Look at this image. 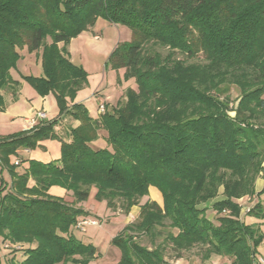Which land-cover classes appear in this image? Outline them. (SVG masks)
Masks as SVG:
<instances>
[{"label":"trees","instance_id":"16d2710c","mask_svg":"<svg viewBox=\"0 0 264 264\" xmlns=\"http://www.w3.org/2000/svg\"><path fill=\"white\" fill-rule=\"evenodd\" d=\"M98 17L128 28L130 39L116 44L106 66L122 68L135 87L92 118L75 101L87 73L67 46ZM24 48L40 52L41 74L21 78L38 95H53L58 116L0 135V165L11 175L0 184V243L23 245L20 260L4 262L0 253V264H90L96 247L72 227L87 218L76 204L92 189L109 208L137 206V218L112 240L121 255L111 264H167L165 245L148 249L134 239L156 237L166 219L177 229L164 238L176 256L198 246L204 258L255 264L264 239V184L254 188L264 179V0H0L1 108ZM62 115L79 122L66 139L54 129ZM99 130L103 147L91 144ZM44 139L60 142L59 158L15 171L9 155ZM51 186L71 198L50 194ZM151 188L161 204H139ZM246 197L252 202H241Z\"/></svg>","mask_w":264,"mask_h":264},{"label":"rangeland","instance_id":"374dc122","mask_svg":"<svg viewBox=\"0 0 264 264\" xmlns=\"http://www.w3.org/2000/svg\"><path fill=\"white\" fill-rule=\"evenodd\" d=\"M95 34L98 35L96 36L97 38L94 37ZM129 39L130 32L127 27L114 24L102 17H98L94 21L92 27L82 30L76 36L71 38L67 47L69 59L72 63L82 66L88 76V81L85 85L86 87H84L78 95L79 98L84 100L88 107L92 108L97 105V101L92 95L93 90L96 88H101L102 92L106 94V92H109L110 90L114 91L117 88V84L128 81L124 80L122 76H116L115 71L117 70L110 69L106 66V61L118 42H125ZM12 69V73L14 75H39L41 73L40 52H28L25 48L22 49L21 57L18 58L15 67ZM118 78H120L119 83ZM130 86L135 87L133 80L129 81L128 87ZM26 87L24 86L22 94L24 97L30 98L31 96L28 92V87ZM125 89L122 90V100L124 98ZM236 95L237 89L232 87L230 90L231 99L234 100ZM108 100L110 101L111 99ZM100 104H103L104 109L106 108L104 102H101ZM17 127H19V125H9L5 117L0 116V130L3 131L0 133L1 136L12 134V132L7 134L10 129L13 133H15L13 129H17ZM20 149L23 148H18L16 149L15 154L9 155V162L11 164H13V162L15 164L14 159L16 155L26 156V153L19 151ZM22 168V165L17 166L15 171L21 170ZM258 178L262 179L261 176ZM10 181L11 175L8 169L1 167L0 165V184L9 185ZM258 182L259 181H257V184ZM65 191L63 192V197L69 200L71 198V192ZM93 193L94 190L92 189L88 200L80 202L76 204V206L86 210L88 212L87 218L93 219L95 223L88 222L83 224L82 229L74 226L72 227V234L85 242L92 243L96 247L97 256L89 262L90 264H111L116 262L121 255V249L113 244L112 240L123 230L124 225L127 226L137 218V206L131 208L129 213H125L120 207V201H116L115 208H109L106 206L104 201H96L93 198ZM146 200H157L161 204V197L154 188H151L150 193L147 196L139 199V204L144 203ZM241 202L246 204V202H252V199L251 197H246L241 199ZM205 214L210 220H213L216 223L214 213H212V211L207 209ZM168 223L169 220L166 219L162 226L157 227L159 234L156 237L140 234L138 237L134 238L135 241L139 244V246L148 249L155 247L157 244L165 245V259L167 260V264H231V258L229 256L212 255L210 258H204L201 255L202 250L198 246H193L188 250H183L179 253V256H176V251L170 247V244H165L164 242V238L168 232H172L174 234L177 232V229L170 227ZM262 229L264 234V225L262 226ZM130 232L131 231H127L124 233L132 234ZM4 245V243H0V253L4 262H7L13 256L17 260H20L23 257V249H21L23 245L21 243H15L13 245L8 244V247ZM261 248H264V239L258 246V249L262 250ZM258 257V259L254 260L255 264H264V257H260L259 255Z\"/></svg>","mask_w":264,"mask_h":264},{"label":"crops","instance_id":"0c3cea01","mask_svg":"<svg viewBox=\"0 0 264 264\" xmlns=\"http://www.w3.org/2000/svg\"><path fill=\"white\" fill-rule=\"evenodd\" d=\"M97 34L94 35L95 38H97ZM68 47V46H67ZM13 69H10V75L12 79L16 82V85H13L11 88H6L1 91L3 98H4V106L0 107V116L5 117L7 120V123L13 126L19 125L17 129H13L14 132L16 131H22L29 129L30 126L27 123V118L30 117L31 114H33L36 111H43L46 114L45 120H51L56 118L58 116V108L55 102V99L52 94H47L44 96L38 95L35 90L22 78L21 75L18 74L14 75L12 73ZM116 76H122L123 69H118L115 71ZM41 74V73H40ZM132 79H129L128 81L124 83H120L116 85V89L114 91H109L104 94L101 90V88H96L93 90V97L97 101V105L95 107H88L84 100L79 98L78 95L83 88H81L79 91H77L75 96V101L83 103L84 106L87 108L89 115L92 118H95L98 116V106L101 102L105 103V109H110L114 107L118 101L122 100V90H124L126 87L129 86V81ZM88 81V76H87ZM27 85V87H26ZM24 86L28 89V92L30 93V98L24 97L22 92L24 91ZM132 87V86H130ZM32 90V91H31ZM108 99H111L110 101ZM94 114V115H93ZM78 121L71 119L67 115H62L60 119L58 120L57 124L55 125L54 129L55 132L58 134L59 137L66 139L67 138V132L70 127H75L78 125ZM3 131L0 130V133ZM13 133L11 129L8 131L7 134ZM105 133L102 130L98 131V138L93 141L91 144L95 147H103L105 146L104 141ZM19 151H22L23 153H26V156L22 155H16L14 161H18V166L22 165L23 168L21 170H18L17 172H22L24 168L27 167V161L31 159H35L41 162H49L52 160H56L60 156V142L56 139H44L39 141L38 145L33 149H20ZM14 163V162H13ZM257 181L258 184H257ZM264 179L257 178L255 181V190L259 191L263 185ZM33 184V181L29 179L28 185L31 186ZM65 190L52 186L49 188V193L56 196H64L63 192ZM66 192V191H65ZM248 204V203H246ZM250 222L255 223L258 220L255 218H249ZM264 224H261V229ZM263 232V229H262ZM262 250H259V256L264 257V248H261Z\"/></svg>","mask_w":264,"mask_h":264},{"label":"built area","instance_id":"2783aa9c","mask_svg":"<svg viewBox=\"0 0 264 264\" xmlns=\"http://www.w3.org/2000/svg\"><path fill=\"white\" fill-rule=\"evenodd\" d=\"M104 106L103 104H100V106H98V111L99 113L102 111L103 112ZM46 114L43 111H36L33 114L30 115V117L27 118V123L28 125L31 127L35 126L40 120H44L46 118ZM15 164H17V161H15ZM95 223V221L91 218H82L79 219L76 222V227L79 229H82V225L86 224V223Z\"/></svg>","mask_w":264,"mask_h":264}]
</instances>
